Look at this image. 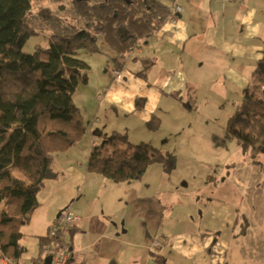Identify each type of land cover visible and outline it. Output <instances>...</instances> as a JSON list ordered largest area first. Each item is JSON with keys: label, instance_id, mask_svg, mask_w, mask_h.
Returning a JSON list of instances; mask_svg holds the SVG:
<instances>
[{"label": "trees", "instance_id": "obj_1", "mask_svg": "<svg viewBox=\"0 0 264 264\" xmlns=\"http://www.w3.org/2000/svg\"><path fill=\"white\" fill-rule=\"evenodd\" d=\"M71 2L86 15V28L52 34L48 46L29 52L24 45L36 34L27 20L32 0H0V259L22 260L21 228L40 204L38 194L53 173L55 156L87 133L84 112L74 98L79 85L88 83L91 69L81 52H102V36L120 64V57L159 31L172 15V7L160 0ZM141 102L144 99L137 106ZM159 123L153 115L148 125L156 129ZM226 136L249 151L255 162L264 155V50L253 84L242 90L228 119ZM155 162L170 172L176 159L151 142L133 143L127 132L114 130L93 144L87 167L122 183L142 179ZM245 232L246 226L241 230ZM48 240V234L40 238L39 255Z\"/></svg>", "mask_w": 264, "mask_h": 264}, {"label": "crops", "instance_id": "obj_2", "mask_svg": "<svg viewBox=\"0 0 264 264\" xmlns=\"http://www.w3.org/2000/svg\"><path fill=\"white\" fill-rule=\"evenodd\" d=\"M160 1L171 7L182 6L177 21H168L123 57L117 68L124 76L116 80L112 75L115 81L106 87L100 113L120 116L119 112H123L145 117L137 111V102L144 99L141 103L146 105L154 98L153 114L158 100L176 99L174 94L185 97L206 72L212 76L211 81H216L220 74L222 81L233 85L236 92L253 84L256 62L264 50V0ZM91 56L88 61L92 67L96 60ZM126 68L128 71H124ZM236 100L238 103L240 99ZM80 107L86 110L85 104ZM98 111L95 119L101 121ZM97 124L87 126L81 140L55 156L53 173L38 194L40 204L21 228L22 260L40 256V238L48 234L51 223L67 206L81 219L64 235L71 248L66 264H155L160 259L155 252L160 249L153 248L152 241L163 236V246L170 242L167 234L157 229L130 226L138 212L130 210L129 214L128 206L146 195L144 178L116 183L88 170L93 144L110 134L105 123ZM201 213L200 226L216 230V245L245 236L252 226L251 220L241 216L233 203H222ZM244 226L245 234L241 233ZM26 235L35 236L38 241L30 254L29 242H24ZM200 250L195 248V252ZM0 263L4 264L1 259Z\"/></svg>", "mask_w": 264, "mask_h": 264}, {"label": "rangeland", "instance_id": "obj_3", "mask_svg": "<svg viewBox=\"0 0 264 264\" xmlns=\"http://www.w3.org/2000/svg\"><path fill=\"white\" fill-rule=\"evenodd\" d=\"M85 16L71 0H32L27 20L36 34L27 40L24 49L33 52L38 45L48 46L52 34H73L85 29ZM99 45L102 52L91 56L96 64L89 71L88 83L80 84L74 95L78 105L85 104L87 126L103 122L110 133L114 129L128 131L131 142H151L175 155V167L170 172L159 162L149 166L143 177L146 195L128 206L129 214L130 210L138 212L130 226L157 229L166 233L172 243L176 238L173 245L166 242L155 252L160 256L155 264H264V155H258L255 162L249 151L226 136L228 119L242 91L236 92L233 85L223 82L220 74L216 81L209 80L212 76L206 72L183 100H158L153 114L154 98L137 107L145 117L100 113L106 87L115 81L111 69L117 68L118 63L102 36ZM80 56L90 58L84 52ZM97 111L101 121L95 119ZM153 115L160 118L156 129L148 125ZM222 203L236 205L252 226L245 236L216 245V230L200 226L201 212ZM67 209L70 208L61 211ZM24 242H29V254L38 243L31 235H26ZM195 248H200V252H195Z\"/></svg>", "mask_w": 264, "mask_h": 264}, {"label": "built area", "instance_id": "obj_4", "mask_svg": "<svg viewBox=\"0 0 264 264\" xmlns=\"http://www.w3.org/2000/svg\"><path fill=\"white\" fill-rule=\"evenodd\" d=\"M182 10L181 5L172 7V15L169 21H177L178 13ZM112 75L116 80L122 79V73L118 68L111 69ZM101 97V96H100ZM81 216L72 211H61L56 219L51 223L48 231L49 240L43 246V254L31 261H24L17 258L3 256L1 258L4 264H66L70 259V245L65 240V233L80 222ZM164 237L160 236L151 243L155 249L163 246ZM50 259V262H47Z\"/></svg>", "mask_w": 264, "mask_h": 264}, {"label": "water", "instance_id": "obj_5", "mask_svg": "<svg viewBox=\"0 0 264 264\" xmlns=\"http://www.w3.org/2000/svg\"><path fill=\"white\" fill-rule=\"evenodd\" d=\"M79 1H82V0H79ZM71 249V248H70ZM47 262L49 263L50 262V259H47Z\"/></svg>", "mask_w": 264, "mask_h": 264}]
</instances>
